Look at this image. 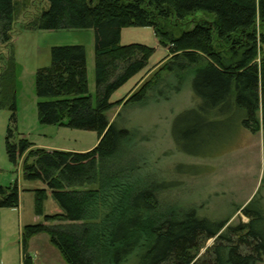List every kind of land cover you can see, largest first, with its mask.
I'll list each match as a JSON object with an SVG mask.
<instances>
[{"label": "trees", "instance_id": "1", "mask_svg": "<svg viewBox=\"0 0 264 264\" xmlns=\"http://www.w3.org/2000/svg\"><path fill=\"white\" fill-rule=\"evenodd\" d=\"M20 1L25 5L27 0H0V47L11 41ZM47 2L48 8L29 27L93 30L95 94L88 89L84 46L52 47L51 65L36 73L38 121L96 131L98 141L84 152L46 150L8 128V159L14 164L22 159L23 178L44 184L31 189L34 212L43 220L22 228L23 250L32 236L46 233L67 264H119L135 250L140 251L138 264H264L261 191L239 209L246 221L228 225V218L211 221L194 210L154 220L148 215L159 206L157 192L173 184L134 186L127 177L98 179V166L115 157L130 139L127 129L107 117L122 103L110 98L148 65L153 54L145 44H121L123 28L151 27L162 43H169L172 55L128 103L143 101L162 70L192 71L191 89L200 103L172 120L170 131L178 151L194 157L218 156L227 148L223 144L233 123L252 133L264 131V0ZM199 12L209 18L194 20L190 29L181 28ZM5 59L0 109L12 112L14 124L15 66L11 56ZM188 168L178 165L177 170ZM96 183L95 188L84 187ZM47 191L61 212L44 214ZM18 195L16 184L0 186V208L17 207ZM210 239L213 243L207 246ZM23 264H31L29 258Z\"/></svg>", "mask_w": 264, "mask_h": 264}, {"label": "rangeland", "instance_id": "2", "mask_svg": "<svg viewBox=\"0 0 264 264\" xmlns=\"http://www.w3.org/2000/svg\"><path fill=\"white\" fill-rule=\"evenodd\" d=\"M47 8V0H27L25 5L20 1L14 16L11 41L0 47V70L5 58L11 56L14 61L16 99L14 124L10 120L12 112L7 107L0 109V186L16 184L21 193L20 209L0 208V264L4 260L17 264L22 228L27 223L43 220V216L34 212V193L30 189L43 188L44 184L40 180L23 178L22 159L17 164L8 159L5 150L8 128L12 127L16 134L27 138L34 147L46 150L84 152L92 149L98 141L96 131L41 124L38 121L36 73L51 65L52 47L84 46L88 89L90 94H95L93 30H39L29 27L37 15ZM201 18L209 17L199 12L185 21L181 28L190 29L193 21ZM120 43L145 44L153 48V54L148 65L110 98L111 102L121 100L122 103L109 110L107 117L119 128L127 129L130 139L121 145L115 157L98 166V179L127 177L134 186L173 184L157 192L159 206L157 211L148 215L154 220L167 216L181 217L187 211L194 210L198 216L211 221L228 218V225L239 220L246 221L239 209L258 191L264 197L262 128L252 133L233 123L223 144L227 148L215 157H194L178 151L170 131L172 120L178 113L200 103L191 89L192 71H180L177 68L173 71L162 70L158 82L147 91L143 101L128 103L130 95L142 82L151 78L162 64L172 60V55L169 43H162L151 27L123 28ZM260 59L259 53L257 62ZM178 165L191 168L178 171ZM84 187L95 188L97 183ZM47 193L44 214L52 215L61 211L50 192ZM212 243L213 239H210L207 246ZM138 252L135 250L130 253L119 264H138Z\"/></svg>", "mask_w": 264, "mask_h": 264}, {"label": "crops", "instance_id": "3", "mask_svg": "<svg viewBox=\"0 0 264 264\" xmlns=\"http://www.w3.org/2000/svg\"><path fill=\"white\" fill-rule=\"evenodd\" d=\"M18 194L20 200L21 193L18 191ZM17 208L20 209L19 204ZM35 221L36 222L33 223L39 222L37 220ZM27 224H32V223H27ZM19 242L21 248L19 251V257H18L19 259L16 262L17 264H23L25 257L29 258L31 264H67L63 259V257L61 256V254L59 253V251L50 243L49 236L45 235V233L32 236L28 240L26 249L24 250L21 244V238ZM8 263L10 264L9 260L8 261L4 260L3 264H8Z\"/></svg>", "mask_w": 264, "mask_h": 264}]
</instances>
